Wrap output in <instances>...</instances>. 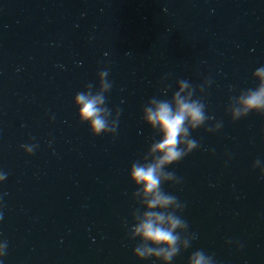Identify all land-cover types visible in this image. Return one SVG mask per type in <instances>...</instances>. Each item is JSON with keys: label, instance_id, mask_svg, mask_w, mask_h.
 Wrapping results in <instances>:
<instances>
[{"label": "water", "instance_id": "1", "mask_svg": "<svg viewBox=\"0 0 264 264\" xmlns=\"http://www.w3.org/2000/svg\"><path fill=\"white\" fill-rule=\"evenodd\" d=\"M261 65L264 0H0V264H153L126 239L128 168L159 139L143 106L170 99L179 79L212 81L197 96L215 119L192 131L199 149L168 168L181 183L163 188L186 205L196 236L171 264L196 250L216 264H264V179L251 167L264 166V115L233 122L225 111ZM103 68L106 106L121 114L114 136L93 137L73 98L88 83L95 91Z\"/></svg>", "mask_w": 264, "mask_h": 264}, {"label": "clouds", "instance_id": "2", "mask_svg": "<svg viewBox=\"0 0 264 264\" xmlns=\"http://www.w3.org/2000/svg\"><path fill=\"white\" fill-rule=\"evenodd\" d=\"M108 76L107 68L98 71L95 91L94 85L88 83L73 98V105L78 109V122L86 124L93 137L102 134L114 136L118 128L121 110L113 113L106 106V93L113 86ZM166 79L167 76L162 77L161 83ZM251 79L256 82L254 88L241 90L238 95L229 98L225 111L233 122L249 113L264 115V65L251 73ZM211 83L210 79H206L200 85L193 86L188 80L179 79L170 99L153 96L142 108V122L159 139L150 143L143 155L128 168V180L135 188L131 197L136 207L131 213V224L125 222L126 239L137 241L131 254L138 261L151 259L153 264H171L196 238L195 234L188 233V222L182 216L186 205L175 195L166 192L163 185L181 183V178L168 170L169 166L199 149V141L191 136L192 131L215 119L206 114L203 95L197 96ZM170 88L171 85L166 84L160 92L167 95ZM222 126V122L217 121L205 131L215 133ZM261 139L264 140V128L261 129ZM20 147L26 155H32L37 146L22 144ZM251 167L258 169L260 178L264 179V166L260 159L254 160ZM6 175H0V181ZM6 249L7 242L0 243V256L6 254ZM186 264H216V260L212 254L196 250L188 256Z\"/></svg>", "mask_w": 264, "mask_h": 264}]
</instances>
